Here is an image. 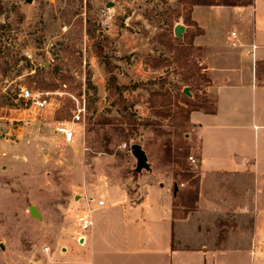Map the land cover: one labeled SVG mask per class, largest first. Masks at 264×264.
<instances>
[{"label":"rangeland","instance_id":"1","mask_svg":"<svg viewBox=\"0 0 264 264\" xmlns=\"http://www.w3.org/2000/svg\"><path fill=\"white\" fill-rule=\"evenodd\" d=\"M191 5L0 0V143L9 146L0 152L11 157L0 156V264H37L45 248H73L87 194L129 178L132 188L139 178L125 143L143 146L152 169L144 172L155 180L195 190L199 169L189 156H198L199 143L189 116L211 111L213 99L205 52L193 44L198 28L186 20ZM255 11L264 18V0ZM204 14L210 27H243L233 9ZM23 87L49 92L48 107L29 109L19 98ZM79 107L77 138L66 143L55 127Z\"/></svg>","mask_w":264,"mask_h":264},{"label":"crops","instance_id":"2","mask_svg":"<svg viewBox=\"0 0 264 264\" xmlns=\"http://www.w3.org/2000/svg\"><path fill=\"white\" fill-rule=\"evenodd\" d=\"M225 8L242 15L243 27L209 26L204 12ZM255 8L256 0L192 10L213 99L211 111L189 116L200 158L195 207L181 201L185 189L144 172L152 169L132 188L131 178L104 184L87 194L94 225L84 242L48 250L37 264H264V18L257 22Z\"/></svg>","mask_w":264,"mask_h":264},{"label":"built area","instance_id":"3","mask_svg":"<svg viewBox=\"0 0 264 264\" xmlns=\"http://www.w3.org/2000/svg\"><path fill=\"white\" fill-rule=\"evenodd\" d=\"M232 35L235 36L236 33L233 32ZM255 48L256 46L253 45V54H254ZM48 95H49V92H43L39 90H34L29 87H23L19 93V98L23 100L24 102L30 104L29 109L31 110L33 109L35 111L40 112L46 109L50 103L48 99ZM84 112H85V108L79 107L77 110L74 111L72 120H63V121L57 122L55 131L57 135H59L63 139L64 142L66 143L75 142L77 138L76 125H78L81 122ZM124 147L131 148V146L126 143L124 144ZM189 162L192 166H194L195 168H198L199 163H200V158L197 155L192 154L189 156ZM184 185H185L184 183H181L182 187ZM93 201H94L93 197L88 198L89 203ZM98 204L103 205L104 201L98 200ZM93 225H94V221L89 213L85 215H81L79 217V228L82 234L79 237L80 243L84 242L85 234L91 231ZM45 250L47 251L49 250V248H45Z\"/></svg>","mask_w":264,"mask_h":264},{"label":"trees","instance_id":"4","mask_svg":"<svg viewBox=\"0 0 264 264\" xmlns=\"http://www.w3.org/2000/svg\"><path fill=\"white\" fill-rule=\"evenodd\" d=\"M254 4V0H192V5L190 7V14L186 17V20L189 24L196 25L198 28V32H202L199 29L197 23L192 19V10L193 7L196 5H205V6H251ZM196 110V109H195ZM194 176V175H191ZM199 175L197 179L194 181L195 183V190H189L182 193L181 201L184 203L185 206L192 208L195 207L196 202L198 200L199 194ZM178 186V185H177ZM187 212V211H186ZM176 214V211H175Z\"/></svg>","mask_w":264,"mask_h":264},{"label":"water","instance_id":"5","mask_svg":"<svg viewBox=\"0 0 264 264\" xmlns=\"http://www.w3.org/2000/svg\"><path fill=\"white\" fill-rule=\"evenodd\" d=\"M184 30L185 29L182 25H177L175 27L176 36L181 37L183 35ZM184 92L189 96L191 95L189 87H186L184 89ZM131 152L135 156V158L137 159V169H136L137 172H141L143 170H150L151 169V165L148 161V155H147L145 149L143 148V146L141 144H138V143L132 144L131 145ZM178 189H179V186L176 185L175 186V192H177ZM30 209H31L33 215H35L37 217L40 216L35 205H31ZM1 247L3 249L5 248L3 244L1 245Z\"/></svg>","mask_w":264,"mask_h":264}]
</instances>
